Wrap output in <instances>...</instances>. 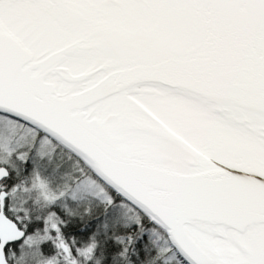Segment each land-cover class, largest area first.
<instances>
[{"label":"snow or ice","instance_id":"1","mask_svg":"<svg viewBox=\"0 0 264 264\" xmlns=\"http://www.w3.org/2000/svg\"><path fill=\"white\" fill-rule=\"evenodd\" d=\"M0 264H264V0H0Z\"/></svg>","mask_w":264,"mask_h":264}]
</instances>
